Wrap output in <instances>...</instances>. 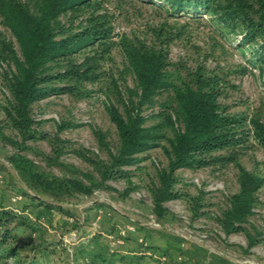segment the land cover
<instances>
[{
    "label": "trees",
    "instance_id": "obj_1",
    "mask_svg": "<svg viewBox=\"0 0 264 264\" xmlns=\"http://www.w3.org/2000/svg\"><path fill=\"white\" fill-rule=\"evenodd\" d=\"M151 1L178 13L187 10L193 15L209 14L238 39L239 49L250 54L247 61L258 70L264 88V0ZM0 20L11 36L0 38V64L6 67L2 82L8 93L0 106V125L14 135L12 140H6L16 149L9 164L29 190L54 200L73 194L90 197L95 187H106L107 181L125 174L122 169L136 164L138 155L167 141V167L157 172V183L149 188L155 220L161 222L167 213L164 204L177 198L173 186L178 170L233 165L238 171V191L227 198V207L216 222L226 237L245 232L264 179L246 171L238 160L250 139L264 149V119L230 112L231 106L223 102L230 87L225 77L198 65L175 78L170 70L171 41L161 33L155 34L153 43L126 40L116 31L114 16L105 8L104 0H0ZM116 47L122 53L125 73L135 82L134 89L126 85L124 72L113 70L111 54ZM84 84L106 87L108 97L114 101L106 112L117 132L116 152H109L105 136L95 132L99 147L108 151L107 161L91 158L87 150L73 153L98 175V184L80 172H76V178L48 180L34 172L21 155L29 150L27 143L43 137L33 105L54 95H73ZM155 104L159 105L157 112L144 117V107L153 108ZM148 119H157L158 123L146 126ZM63 127L66 126L58 129ZM167 132L171 138H167ZM50 143L58 162L63 142L56 138ZM191 211L193 217L198 216L197 209ZM42 215L38 213L36 221ZM19 228L28 230L30 239L38 232L35 222L1 206L0 262L16 251L11 246L18 244L13 232ZM254 244L251 240L248 248ZM166 257L165 264H169ZM45 259L41 263L31 256L15 264H47Z\"/></svg>",
    "mask_w": 264,
    "mask_h": 264
},
{
    "label": "rangeland",
    "instance_id": "obj_2",
    "mask_svg": "<svg viewBox=\"0 0 264 264\" xmlns=\"http://www.w3.org/2000/svg\"><path fill=\"white\" fill-rule=\"evenodd\" d=\"M104 6L114 16L116 31L126 40L153 43L155 34L161 33L164 39L171 41L170 70L175 78L183 76L185 69L201 65L225 77L230 87L226 89L227 97L223 102L231 106V113L264 119V88L261 87L258 70L247 61L250 54L239 49L238 39L215 23L209 14L193 15L187 10L178 13L151 0H104ZM2 37L11 39L0 20ZM115 42L119 43V39ZM111 57L115 63L114 72H124L121 74L126 85L134 89L133 78L124 71L119 47L112 51ZM5 71V65L0 64V106L8 95L2 82ZM114 76L119 79L117 74ZM117 84L120 89L123 88L121 81ZM107 92L106 87L100 84H84L73 95L58 94L33 105L34 118L41 122L43 137L27 143L29 150L21 155L31 163L34 172L48 180L76 178V172H80L92 178L93 184H98V175L73 152L87 150L91 158L107 161L108 151L99 147L95 132L105 136L109 152H116L117 132L106 112V107L114 101ZM158 108V104L153 108L144 107L142 115L149 117ZM2 119L0 113V121ZM157 123V119H148L146 126ZM64 125L65 128L58 129ZM166 135L171 138L170 132ZM13 136L10 130L0 125V172L3 174L0 178V207L10 208L17 215L35 222L38 232L30 239L28 230H15L13 234L19 241L11 248L16 251L0 264L23 262L31 256L41 263L45 257L47 264H159L158 259L166 256L163 252L153 255L148 251V241L145 243L144 240L146 247L134 241L130 250L127 243L132 241L131 236L127 233L125 238L119 236L127 228L110 234L109 228L98 231L91 227V223L86 222L88 215L81 214L88 207L103 211L101 217L115 212L131 220L130 226L135 230L130 235L142 232L146 233L145 238L160 234L171 239L181 264H264V186L256 194L257 204L245 225V232L226 237L216 222L227 207V198L238 191V171L233 165L178 170L173 186L177 198L164 204L167 213L159 222L161 229H153L149 227L151 218L155 220L151 214L149 188L157 183V172L167 167L164 153L165 149H169L167 141L160 142L148 153L138 155L136 164L123 168L125 174L107 181L106 187H93L90 197L73 194L54 200L29 190L12 169L8 159L16 153V149L6 140H12ZM56 138L63 142L64 148L58 162L54 160L50 145ZM238 163L249 173L264 179V149L253 139H250ZM85 184L88 185L87 181ZM15 195L22 196V200L33 205L24 206L20 211L18 202L13 204L10 201ZM40 202L48 204L49 208L46 209ZM191 209L198 210L197 217H193ZM51 211L57 213L55 220ZM38 213L43 215L36 221ZM135 221L142 225L135 227ZM111 236L113 240L109 239ZM251 240L255 244L248 248ZM139 246L145 250V259L151 258V255L154 259L142 262L138 255H127L136 249L140 252Z\"/></svg>",
    "mask_w": 264,
    "mask_h": 264
},
{
    "label": "crops",
    "instance_id": "obj_3",
    "mask_svg": "<svg viewBox=\"0 0 264 264\" xmlns=\"http://www.w3.org/2000/svg\"><path fill=\"white\" fill-rule=\"evenodd\" d=\"M2 176L3 174L0 172V178L2 179ZM17 182H19V180L17 179ZM1 187V186H0ZM1 189V188H0ZM0 193H1V190H0ZM3 194H5V192H3ZM6 195V194H5ZM4 197H7V196H4ZM27 205H33V203H30V202H25V200H22L20 202H18L17 204V208L21 211L23 209L24 206H27ZM18 210V211H19ZM79 211H81V208L79 209ZM98 210L95 208V207H88V208H84V212H81L82 215H88V220H86L87 224L91 223V227L93 226L96 230L98 229V231H102V230H105L107 228H109L110 234H113L114 232H116L117 229H124V228H127L131 225L129 219H124L122 217H120L119 215H117L115 212H110V214H105L106 216H100L98 217ZM52 217L53 219L55 220L56 219V215L57 213L56 212H52ZM142 224L139 222V221H135V224L134 226L135 227H140ZM99 233V232H98ZM131 236V240L133 241H130L127 243V247L132 250L133 248H131L134 244V241H139L140 239L144 240L145 243L146 241H148L149 245L148 247L152 248L151 250H148L150 252L153 253V255L156 253H160V252H163L166 256H168V261H169V264L172 263V264H181L180 263V258L178 256V252L175 251L173 249V244L171 243L172 240L167 238L166 236H160L159 235H150L148 236V238H145L146 233H136L135 235L133 234H129V237ZM128 237V238H129ZM171 240V241H170ZM139 243V242H138ZM147 245V244H146ZM140 247V252L137 251H132V254L129 253L127 255L129 256H132V255H138L140 257V260L142 262H147V261H151L152 258L154 257L153 255H151V258H147L145 259L144 257V254L143 252L145 251L143 248H141L142 246H139ZM154 259V258H153Z\"/></svg>",
    "mask_w": 264,
    "mask_h": 264
},
{
    "label": "built area",
    "instance_id": "obj_4",
    "mask_svg": "<svg viewBox=\"0 0 264 264\" xmlns=\"http://www.w3.org/2000/svg\"><path fill=\"white\" fill-rule=\"evenodd\" d=\"M21 200H22V196H20V195H15V196H12V197L10 198V201H11V203H13V204H15V203H17V202H19V201H21ZM102 213H103V211L100 210V211L98 212V215L100 216V215H102ZM99 216H98V217H99ZM151 219H152V221L150 222L149 227H152L153 229H161L160 224H159L158 222H156V220H154L153 218H151ZM134 230H135L134 227L129 226V227H127V230H125V231H121V232L119 233V236L122 237V238H125L126 233H127V236H128V234L133 233ZM109 239L113 240V237L111 236ZM138 242H139V244H143V245L146 247V244L143 243V240H142V239H140ZM179 260H181V259H179ZM158 261L160 262V264H165V263H167V257H166V256H161V257L158 259Z\"/></svg>",
    "mask_w": 264,
    "mask_h": 264
}]
</instances>
